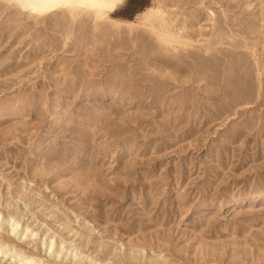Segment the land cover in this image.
Returning a JSON list of instances; mask_svg holds the SVG:
<instances>
[{
	"label": "rangeland",
	"instance_id": "1",
	"mask_svg": "<svg viewBox=\"0 0 264 264\" xmlns=\"http://www.w3.org/2000/svg\"><path fill=\"white\" fill-rule=\"evenodd\" d=\"M41 1L0 0V242L264 264V0Z\"/></svg>",
	"mask_w": 264,
	"mask_h": 264
},
{
	"label": "bare ground",
	"instance_id": "2",
	"mask_svg": "<svg viewBox=\"0 0 264 264\" xmlns=\"http://www.w3.org/2000/svg\"><path fill=\"white\" fill-rule=\"evenodd\" d=\"M69 1L70 0H42L41 5L33 6V10L34 11L43 10V11H47V12L50 11L51 12V11H54L56 8H58L60 5H63L64 3H67ZM11 219H12V217H11ZM11 230L13 233H15L14 231L16 230V228L13 227V228H11ZM26 230H28V228ZM51 247H53V245ZM51 247L49 248V250H51ZM10 250L14 251V254H16L17 257L18 256L20 257L21 262H22V260H25L28 262V264L29 263L44 264L45 263L44 261H46V259L42 260L40 255L37 256V254L36 255H28V254H25L24 252H22V253H24L22 255L21 250H19V248H17V245H15L13 243V240H11L10 238L7 240L5 239V241H3V242H0V252H3V254H6Z\"/></svg>",
	"mask_w": 264,
	"mask_h": 264
},
{
	"label": "trees",
	"instance_id": "3",
	"mask_svg": "<svg viewBox=\"0 0 264 264\" xmlns=\"http://www.w3.org/2000/svg\"><path fill=\"white\" fill-rule=\"evenodd\" d=\"M114 13H115V12H114ZM114 13H113V14H114Z\"/></svg>",
	"mask_w": 264,
	"mask_h": 264
}]
</instances>
